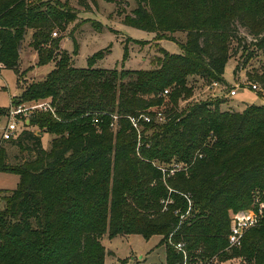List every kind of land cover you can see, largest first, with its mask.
<instances>
[{"label": "trees", "instance_id": "16d2710c", "mask_svg": "<svg viewBox=\"0 0 264 264\" xmlns=\"http://www.w3.org/2000/svg\"><path fill=\"white\" fill-rule=\"evenodd\" d=\"M136 1L125 24L183 50L161 47L150 70L98 68L91 58L88 67H76L77 43L57 59L53 29L76 14L44 0H0V69L19 73L29 30L37 65L55 63L12 97L15 104L47 100L53 111L36 113L17 138L0 142V170L20 176L17 188H0V264H107L115 254L104 235L132 234L162 236L166 264L184 262L180 242L192 263L264 264V219L241 246L228 239L229 212L250 207L256 195L264 201V104L232 111L204 100L180 108L193 90L190 77L227 84L231 46L242 41L239 25L264 46V0ZM168 88L159 121L154 108L166 105ZM142 114L152 121L141 119L137 129L130 117ZM35 129L52 135L48 149ZM7 142L20 148L15 163ZM174 160L187 171L171 174L159 165Z\"/></svg>", "mask_w": 264, "mask_h": 264}, {"label": "rangeland", "instance_id": "374dc122", "mask_svg": "<svg viewBox=\"0 0 264 264\" xmlns=\"http://www.w3.org/2000/svg\"><path fill=\"white\" fill-rule=\"evenodd\" d=\"M44 1L55 4L62 9L71 10L76 14V19L73 22L63 27L57 26L52 32V38L58 42L55 53L57 59L60 58L58 53L64 50L72 53L75 43L78 44V54L72 55L76 67H88L91 58L95 62L94 66L98 68L150 70L157 66V57L162 56L161 47L170 53L180 54L183 52L181 46L173 40H159L153 32L125 24V16L132 14L137 7L136 0ZM238 29L242 41L233 42L231 46V58L224 74L227 84L218 83L214 85V82L200 76L190 77L189 83L193 85V90L189 96L181 98V109L204 100L220 102L222 110L232 111H243L249 105L264 104V83L262 81L264 79V46L260 47L258 39H255L245 27L239 25ZM32 32V30L28 31L21 45L19 73L13 69H0V108L7 111L0 112V140L8 123L7 114L12 103V97L20 96L23 87L32 82L43 80L55 65L54 62L42 66L37 65L38 54L31 44ZM55 33L56 35H54ZM172 35L178 42L186 41L185 32H176ZM49 46L51 45H42L41 47L47 49ZM125 46L128 47V55L124 58ZM252 84H256L258 88H253ZM168 89L170 94L172 89ZM232 90L237 91L235 95H231ZM168 95L166 105L154 108V110L162 112L168 106ZM36 102L34 100L24 102V104L31 106ZM35 111V114L40 112L39 110ZM118 114L117 112L114 115L116 121L120 118ZM20 127L25 129L22 125ZM114 127L117 129L116 125ZM52 138L51 134L45 133L43 145L46 149L50 147ZM3 145L8 151V161L15 163L17 161L15 156L20 154V148L9 142ZM199 158H201L200 155ZM159 165L171 174L172 169L174 170L173 173L176 174L179 171H187L189 168L188 164L176 160ZM19 182L20 176L18 174L0 170L1 189H15ZM1 207H3V203H1ZM261 209L263 210L261 211ZM241 211L257 213L263 220L264 201L260 199L259 195H256L255 201L250 207L236 211L231 210L229 212L230 219L234 213ZM161 238L162 236L154 235L150 239H146L141 234L118 235L113 238L104 235L103 244L115 254L114 257L108 258L107 264H127L128 262L134 264H166V245L160 244ZM125 259L126 262H124ZM188 261L190 260L188 259ZM204 263L205 261L190 262L189 264ZM227 264H239V259H231Z\"/></svg>", "mask_w": 264, "mask_h": 264}, {"label": "built area", "instance_id": "2783aa9c", "mask_svg": "<svg viewBox=\"0 0 264 264\" xmlns=\"http://www.w3.org/2000/svg\"><path fill=\"white\" fill-rule=\"evenodd\" d=\"M56 35V33L54 34ZM217 82H214V85H217ZM252 87L257 89L258 86L256 84H252ZM236 90H232L231 95L236 94ZM169 90L166 89L164 91V95L168 94ZM35 110L41 111H53V108L49 104L47 100H38L36 104L27 106L24 103L20 104H15L11 103L9 109H8V123L6 127L4 128L3 134H2V139L3 140H11L17 137L18 131L21 128L20 126L22 125L24 127L26 120L30 121V118L35 115ZM132 124L139 129V122L141 119H143L145 122H151L152 118L148 114H142L140 117H130ZM158 119L159 121L164 120V116L162 112L158 113ZM97 122V121H96ZM180 168V167H179ZM181 169V168H180ZM176 170V169H175ZM172 173L174 170H171ZM263 209H261L262 211ZM261 218L259 214L257 213H250L248 211H241L238 213H234L231 218V229L230 233L228 235L229 239V244L230 246H236L239 247L242 245L243 238L246 234V232L253 228L256 227L260 221ZM176 248L179 251H183L184 253V262L181 264H189L190 261H188V256L187 252L185 250V244L180 242L176 244ZM134 264V263H130ZM204 264H211V261L205 262Z\"/></svg>", "mask_w": 264, "mask_h": 264}, {"label": "crops", "instance_id": "0c3cea01", "mask_svg": "<svg viewBox=\"0 0 264 264\" xmlns=\"http://www.w3.org/2000/svg\"><path fill=\"white\" fill-rule=\"evenodd\" d=\"M30 124V121L29 120H26V123H25V127H23V128H28L27 127V125H29ZM25 129H19V131H18V134H17V136H19L20 134H21V132L23 131V130H25ZM36 130V133L39 135V136H41L42 137V139L44 138V136H45V133H43L42 135H40V133L38 132L39 130H37V129H35ZM16 138V137H15ZM3 139H1L0 140V142L2 141ZM107 261H108V259H107Z\"/></svg>", "mask_w": 264, "mask_h": 264}, {"label": "water", "instance_id": "95a60500", "mask_svg": "<svg viewBox=\"0 0 264 264\" xmlns=\"http://www.w3.org/2000/svg\"><path fill=\"white\" fill-rule=\"evenodd\" d=\"M39 133H40V135H42L43 134V132H41V131H38Z\"/></svg>", "mask_w": 264, "mask_h": 264}]
</instances>
